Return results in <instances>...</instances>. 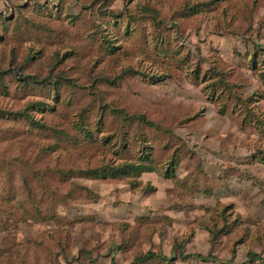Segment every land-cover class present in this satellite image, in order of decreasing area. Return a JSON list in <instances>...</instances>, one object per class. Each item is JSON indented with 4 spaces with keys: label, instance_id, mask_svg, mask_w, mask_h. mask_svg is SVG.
Returning a JSON list of instances; mask_svg holds the SVG:
<instances>
[{
    "label": "rangeland",
    "instance_id": "374dc122",
    "mask_svg": "<svg viewBox=\"0 0 264 264\" xmlns=\"http://www.w3.org/2000/svg\"><path fill=\"white\" fill-rule=\"evenodd\" d=\"M148 250L264 264V0H0V264Z\"/></svg>",
    "mask_w": 264,
    "mask_h": 264
},
{
    "label": "trees",
    "instance_id": "16d2710c",
    "mask_svg": "<svg viewBox=\"0 0 264 264\" xmlns=\"http://www.w3.org/2000/svg\"><path fill=\"white\" fill-rule=\"evenodd\" d=\"M138 166H139L138 164H133L132 165V167L134 169L139 168ZM154 257H162L164 259L166 258V256L161 254V253H157V252L148 250L146 253L134 257L133 262H131V264H137V263L145 262V261H147V260H149L151 258H154ZM179 257L181 259H186V258H190V257H194V258H198V259H204V260L208 259L206 256H204V255H202L200 253H183V252H180ZM248 257L250 259H252V258L254 259V258L258 257V256H257V254L249 252L248 253Z\"/></svg>",
    "mask_w": 264,
    "mask_h": 264
}]
</instances>
